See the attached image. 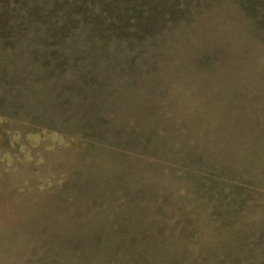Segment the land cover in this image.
<instances>
[{
	"label": "rangeland",
	"instance_id": "rangeland-1",
	"mask_svg": "<svg viewBox=\"0 0 264 264\" xmlns=\"http://www.w3.org/2000/svg\"><path fill=\"white\" fill-rule=\"evenodd\" d=\"M203 1L156 84L150 49L47 79L3 51L0 264H264V23Z\"/></svg>",
	"mask_w": 264,
	"mask_h": 264
},
{
	"label": "trees",
	"instance_id": "trees-1",
	"mask_svg": "<svg viewBox=\"0 0 264 264\" xmlns=\"http://www.w3.org/2000/svg\"><path fill=\"white\" fill-rule=\"evenodd\" d=\"M201 1L0 0V58L3 51L14 47L16 51L8 56L12 64L17 61V66L28 75L47 79L70 69L72 58L77 61L75 64L84 59L94 73L97 70L93 69L95 62L105 56L109 58L111 54L121 63L119 73L135 72L131 66L136 64L135 60L141 65L146 62L148 59L142 54L150 49L149 62L155 74L151 81L156 84L159 77L154 66L161 56L160 49L172 44L179 30L177 27L183 28L199 16ZM217 1L225 0L203 2L213 4ZM227 1L244 10L256 30L263 26L264 0ZM21 47L25 51L19 52ZM113 47L116 52L111 51ZM20 54L27 56L29 62H39L34 64L38 67H21ZM214 54H203L199 60L214 58ZM3 74L7 78L9 71L4 70ZM1 77L4 78L0 74ZM79 77L84 83L89 82L80 72Z\"/></svg>",
	"mask_w": 264,
	"mask_h": 264
}]
</instances>
